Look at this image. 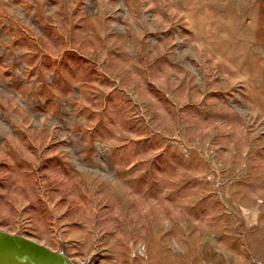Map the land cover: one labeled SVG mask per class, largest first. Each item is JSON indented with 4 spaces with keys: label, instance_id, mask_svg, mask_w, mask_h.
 <instances>
[{
    "label": "rangeland",
    "instance_id": "obj_1",
    "mask_svg": "<svg viewBox=\"0 0 264 264\" xmlns=\"http://www.w3.org/2000/svg\"><path fill=\"white\" fill-rule=\"evenodd\" d=\"M0 230L264 264V0H0Z\"/></svg>",
    "mask_w": 264,
    "mask_h": 264
},
{
    "label": "water",
    "instance_id": "obj_2",
    "mask_svg": "<svg viewBox=\"0 0 264 264\" xmlns=\"http://www.w3.org/2000/svg\"><path fill=\"white\" fill-rule=\"evenodd\" d=\"M0 264H75L55 251L21 234L0 230Z\"/></svg>",
    "mask_w": 264,
    "mask_h": 264
}]
</instances>
